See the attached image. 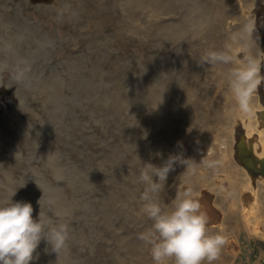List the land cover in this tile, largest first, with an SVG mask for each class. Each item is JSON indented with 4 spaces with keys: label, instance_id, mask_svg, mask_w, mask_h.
Wrapping results in <instances>:
<instances>
[{
    "label": "rangeland",
    "instance_id": "374dc122",
    "mask_svg": "<svg viewBox=\"0 0 264 264\" xmlns=\"http://www.w3.org/2000/svg\"><path fill=\"white\" fill-rule=\"evenodd\" d=\"M259 4L0 0V204L16 192L34 219L41 211L69 232L58 254L42 240L31 264H136L152 225L140 172L166 162L146 144L151 132L155 149L162 132L181 162L156 195L161 205L197 185L199 171L230 183L235 165L212 143L251 120L232 105V65L201 58L245 42L241 12ZM236 245L229 264H264V238L238 229Z\"/></svg>",
    "mask_w": 264,
    "mask_h": 264
},
{
    "label": "clouds",
    "instance_id": "9594fccd",
    "mask_svg": "<svg viewBox=\"0 0 264 264\" xmlns=\"http://www.w3.org/2000/svg\"><path fill=\"white\" fill-rule=\"evenodd\" d=\"M244 31L251 37L256 31L254 23L245 25ZM201 61L208 65H232L227 72L230 96L242 114L252 115L260 87L264 84V50L257 56L245 55L243 59L222 51H209ZM177 162L181 163L170 157L160 167L143 164L139 176L145 185L141 195L145 202L142 210L152 225L139 238L150 246L154 264H213L220 258L227 239L210 231L209 217L202 211L198 194L191 188L186 189L172 203L170 210L156 198L164 190L169 173ZM203 163L207 167L215 166L214 161ZM15 193L0 204V264H31L39 258L34 254L42 240L58 254L66 246L68 225L46 220L41 211L34 219L33 205L13 202Z\"/></svg>",
    "mask_w": 264,
    "mask_h": 264
},
{
    "label": "bare ground",
    "instance_id": "6f19581e",
    "mask_svg": "<svg viewBox=\"0 0 264 264\" xmlns=\"http://www.w3.org/2000/svg\"><path fill=\"white\" fill-rule=\"evenodd\" d=\"M241 14L245 16L241 20L247 24L254 23L256 31L251 37L246 33L245 42L239 41L232 47V55L237 59H243L245 55L249 54L257 56L264 50V4L262 6L260 4L255 5L253 9L248 11L243 10ZM168 19L167 16L165 20ZM158 21L162 22L163 19L160 18ZM223 90V88H219V92ZM259 91V98L254 103L253 114L247 119L251 120L249 125L229 128V132L219 134L215 142L212 143L216 144L217 150L223 154L224 159L226 158L235 165L230 183L224 184L226 181L222 178L204 180L205 172L199 171L196 172V174L201 175L197 177L199 184L196 183L197 185L190 187L194 193L198 194L202 211H205L209 217L208 227L210 231L214 234H222L227 239V244L222 249L218 259L219 264H229L233 259L237 249L236 232L238 229H242L254 237L264 238V84L261 85ZM258 119L261 121L259 122ZM191 125L192 122L189 121L188 126L191 127ZM223 126L224 123L221 124V128L219 127V131H223ZM190 130L191 128H189ZM159 134L160 139L157 140L162 141L160 145L163 147L162 149H155L157 145H152L153 132L146 139V144L150 147V151L158 150V159L164 158L167 161L170 158L169 143L166 135H163L162 132ZM228 140H231V146L227 145ZM210 145L208 143L204 148H209ZM207 153L208 155L211 154V150H207ZM140 162H144V160ZM190 163L196 164L193 159H190ZM160 166L162 164L158 163L156 167ZM183 192L173 195L165 193L171 200L168 201L164 197L166 207L163 204L162 206L170 210L172 203ZM120 195L118 193V201L123 199ZM136 197L132 196V200ZM149 251L150 247L142 249L135 259L136 264H154Z\"/></svg>",
    "mask_w": 264,
    "mask_h": 264
}]
</instances>
